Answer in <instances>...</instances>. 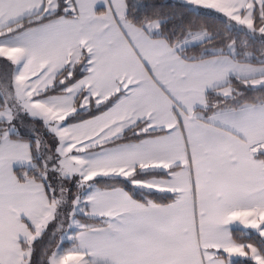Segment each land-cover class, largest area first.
I'll return each instance as SVG.
<instances>
[{
    "label": "snow or ice",
    "instance_id": "1",
    "mask_svg": "<svg viewBox=\"0 0 264 264\" xmlns=\"http://www.w3.org/2000/svg\"><path fill=\"white\" fill-rule=\"evenodd\" d=\"M0 264H264V0H0Z\"/></svg>",
    "mask_w": 264,
    "mask_h": 264
}]
</instances>
